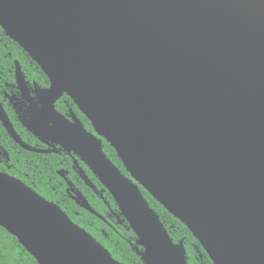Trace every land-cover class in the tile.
Listing matches in <instances>:
<instances>
[{
	"label": "water",
	"instance_id": "95a60500",
	"mask_svg": "<svg viewBox=\"0 0 264 264\" xmlns=\"http://www.w3.org/2000/svg\"><path fill=\"white\" fill-rule=\"evenodd\" d=\"M0 28L49 80L44 130L51 123L111 195L144 264L187 262L140 188L212 264H264V0H0ZM62 95L93 132L56 112ZM0 227L37 264H120L2 173Z\"/></svg>",
	"mask_w": 264,
	"mask_h": 264
},
{
	"label": "flooded vegetation",
	"instance_id": "af4514ba",
	"mask_svg": "<svg viewBox=\"0 0 264 264\" xmlns=\"http://www.w3.org/2000/svg\"><path fill=\"white\" fill-rule=\"evenodd\" d=\"M7 45L8 41L0 36V51L3 49L8 51L6 54L0 52V173L20 181L48 202L57 205L52 200L48 199L52 194L44 195L38 192V189H40L41 186L36 185V178L24 171L21 166L22 164H25L30 167L39 162H43V165H48L49 161H54L53 166H47L45 168L46 171H49L50 175L45 184L42 185L43 187L48 189L51 193L56 194L55 183H58V186L60 184L61 187L64 188V195L76 206L81 208L75 202L74 197L76 196V193L79 192L89 203L83 192L80 190L81 184L83 183L89 191L99 198L108 212L106 216L109 220L97 213L89 203L90 207L104 219V221L101 220L103 224L109 227L111 226V223L113 224V221H116L121 225V217H119L116 212L114 213L110 204L104 200V192L107 190L103 186V189H98L88 177L85 171L86 168L91 172L88 165L78 154L69 149L67 145L61 143L59 138L55 136V132H53L51 128V123L49 124L50 128H48L47 131L43 128L42 116L40 115V97L42 92L49 87L48 78L44 75L41 69L38 71L31 68L30 65V68L26 69L23 61L21 64L18 59L11 55ZM16 68L20 70L23 76L24 81L21 86L17 81ZM41 74H43V76ZM54 107L56 112L68 122H73V115L79 120L87 132H93L92 128L89 130L82 122L83 118L86 119L85 116L66 95H62L55 102ZM29 127L38 129L37 131L40 133V136L30 130ZM12 132L23 145L34 151L23 148L21 144L13 138L11 134ZM83 174L91 182L93 188L85 182ZM71 178L74 179L77 186L72 182ZM42 179H44V177H42ZM51 179H53V182ZM57 206L59 207V205ZM83 210L86 211L85 209ZM61 211L63 210L61 209ZM63 212L65 213V211ZM120 216L122 215L120 214Z\"/></svg>",
	"mask_w": 264,
	"mask_h": 264
},
{
	"label": "trees",
	"instance_id": "16d2710c",
	"mask_svg": "<svg viewBox=\"0 0 264 264\" xmlns=\"http://www.w3.org/2000/svg\"><path fill=\"white\" fill-rule=\"evenodd\" d=\"M0 36L8 41V47L11 55L18 59L21 64L22 61L26 67L29 69L30 66L33 69L40 70L39 67L29 58V56L18 47L13 41L5 37L2 30L0 29ZM2 54L8 53L6 49L0 51ZM30 65V66H29ZM43 76V74H41ZM76 112V111H75ZM77 113V112H76ZM78 114V113H77ZM82 117L81 115H79ZM85 126L91 130V125L86 119H82ZM104 152L108 159H110L120 171L128 176L125 172L122 164L118 160L114 150L103 141ZM54 161H49L48 165H43V162L35 163L32 166L22 164V169L28 172L31 176L36 178V185L41 186L38 192L44 195L52 194L48 199L52 200L54 203L59 205V207L65 211L69 218L87 233H89L96 241H98L112 256L113 259L118 261L120 264H144L142 259L136 252L142 251L140 246L136 244V236L130 230L128 224L122 216H120L119 211L112 199L111 195L105 191L104 200L110 204L114 213L116 212L119 217H121L122 224L119 225L116 221L111 223V226L107 227L103 222L91 215L90 213L84 211L83 209L76 206L71 202L65 195L63 187L58 183H55L56 194L51 193L48 189L43 187L47 178H49V171H46L47 166H53ZM55 169V168H54ZM85 171L93 182V184L98 189H103L102 185L97 181V179L92 175V173L85 168ZM56 176V175H54ZM44 177V179H42ZM53 182V179H51ZM72 182L75 183L74 179L71 178ZM76 185V183H75ZM77 186V185H76ZM80 190L83 192L84 196L89 201L92 208L104 218H107V211L103 203L95 196L91 191H89L83 183L81 184ZM140 191L157 215L159 216L161 222L163 223L165 229L167 230L169 236L174 243L182 242L185 248V259L187 264H212L207 254L201 248L199 243L194 239L192 234L174 217H172L165 209L162 208L152 197L140 188ZM106 234V235H105ZM0 264H37L36 261L19 245L18 241L11 235H9L4 229L0 227Z\"/></svg>",
	"mask_w": 264,
	"mask_h": 264
}]
</instances>
